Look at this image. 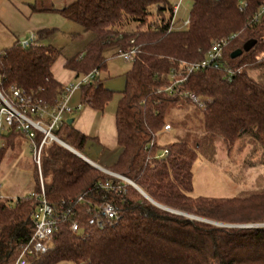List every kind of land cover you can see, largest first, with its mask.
<instances>
[{"label":"trees","instance_id":"1","mask_svg":"<svg viewBox=\"0 0 264 264\" xmlns=\"http://www.w3.org/2000/svg\"><path fill=\"white\" fill-rule=\"evenodd\" d=\"M239 1L193 0L187 27L172 22L167 0H74L61 9L30 6L34 12H58L93 34L85 50L65 60L63 68L76 78L98 72L78 91L82 106L102 113L118 95L119 152L105 170L127 178L169 210L224 224H264V176L258 188L233 197L192 195L193 164L213 154L218 141L227 153L237 143L240 148L250 144L246 167H264V0H242V9ZM219 40L226 41L221 59L186 73ZM236 50L241 55L231 58ZM130 51L133 61L123 74V89L109 90L103 83L108 58ZM58 56L51 45L23 49L18 42L0 51V91L16 86L53 106L61 88L51 72ZM171 85L176 96L170 95ZM186 92L202 100L203 107H196ZM173 110L191 113L177 121ZM166 125L179 129L170 142L160 137ZM17 135L14 130L0 135V165ZM55 135L79 154L91 139L67 121ZM33 173L36 193V167ZM40 173L49 204L73 201L69 207L82 233H73L71 222L58 221L47 252L29 257L28 264H264V227L227 228L192 220L158 208L126 184H121L124 192H107L98 185L115 182L112 177L56 143L43 146ZM79 199L91 207L112 204L115 224L89 226ZM36 205L27 196L13 203L0 200V264H12L31 238Z\"/></svg>","mask_w":264,"mask_h":264},{"label":"rangeland","instance_id":"2","mask_svg":"<svg viewBox=\"0 0 264 264\" xmlns=\"http://www.w3.org/2000/svg\"><path fill=\"white\" fill-rule=\"evenodd\" d=\"M73 1L74 0H0V35H7V31L12 33L13 36L10 37H14V39L11 45L16 38H26L29 33L39 35L40 39L37 41L38 45H51L59 51V56L52 66L53 73L59 78L62 76L65 77V75L70 73L63 69V62L83 52L88 43L93 39V34L83 32L79 25L65 18L58 12H34L30 5L35 3L38 5L39 3L43 5L52 4L55 8L61 9ZM167 1L172 7L178 4L175 18L177 24L182 26V23L189 19V11L193 0ZM130 65V61H124L119 56L109 57L107 61V72L103 75L104 85L111 91L120 92L124 86L123 74L130 68ZM69 76L70 75H67V77ZM79 78H70V84L75 85L79 81ZM78 96L79 92H75L70 101V106L73 110L70 114L65 116V119H73L74 125L78 126L81 131L89 136L105 133L113 140L115 129L113 115L110 110H112V106L114 101L117 100L118 95L116 94L114 99L109 103L105 110V114L102 116L101 123L96 120L99 116L94 114L91 109L89 110L87 106L81 105L79 110L76 109L80 105L79 103L74 106ZM189 113H191L190 110L188 112L173 110L171 116L174 120L181 121L182 117ZM89 115L94 116L90 117ZM191 127L192 126H189L188 129ZM177 132H179V129L174 130L170 128L160 136L161 141H172ZM242 146L243 147L240 148L239 143H237L232 151L227 153L224 145L218 141L215 143L213 154L203 159L198 158L193 164L192 195L195 197L229 198L238 195L240 192H248L258 188L261 181H263L264 167H246L247 163L245 161L250 155L251 146L247 143L242 144ZM81 155L93 163H97L104 167L108 166V159L107 162L105 161L107 155H105L104 150L96 140L90 139ZM34 167L31 160L29 141L19 134L15 137L14 145L8 149L0 165V198L13 203L17 198L25 197L30 194L34 187ZM98 171L103 172L100 169ZM181 214H183L181 216L189 219H191L190 217L198 218L185 213ZM205 221L212 222L214 223L212 225L218 227L227 228L264 227V224L236 225L209 220Z\"/></svg>","mask_w":264,"mask_h":264},{"label":"built area","instance_id":"3","mask_svg":"<svg viewBox=\"0 0 264 264\" xmlns=\"http://www.w3.org/2000/svg\"><path fill=\"white\" fill-rule=\"evenodd\" d=\"M245 6V1L240 0L238 2L239 9H242ZM177 10L178 4L173 7L172 22L176 19ZM261 12H264V5L261 8ZM188 24L189 21H186L182 23V26L187 27ZM39 39V35L29 33L28 37L22 38L18 41V45L23 49L30 46H36L38 45L37 41H39ZM225 45V40L215 41L205 59L198 64L188 65L186 67V73H190L192 70L204 68L218 62L222 57V50ZM133 54L134 51L120 52L119 57L124 61L132 62ZM97 75L98 72L93 71L90 74L80 77L75 85L68 83L61 86V88L57 90L58 97L53 106H49L33 95L26 94L16 86H11L7 92L0 91V135L7 134L11 130H14L29 141L31 160L38 170L40 182L39 192H31L27 195L29 199L37 201L33 213V234L21 247L19 256L12 264H28L29 257H40L44 255L47 252L48 244L56 229L58 221H69L71 222L70 228L73 233H82L78 223L74 220L75 214L69 207L73 201H62L56 207L47 202L40 173L41 151L44 145L50 143L59 144V142H62L55 135V132L68 120L65 119V116L70 114L73 110L70 106V101L74 93L78 92L82 85L90 83L93 77ZM174 86L175 85H171L168 87L171 96L177 95L173 92ZM184 96L196 107H203V101L195 94L186 92L184 93ZM80 106L81 104L76 109L79 110ZM169 129L170 127L166 125L163 131L167 132ZM38 135L41 137L39 142L36 141ZM165 154H167L166 150L163 151L162 156ZM104 173L115 180V182L110 180L105 181L104 184L98 185L99 188H102L107 192H113L115 190H117V192H124L121 184L133 187V182L121 175L109 171ZM0 200L2 199L0 198ZM80 202L86 208L89 217L87 224L89 226L103 229L107 225L111 226L115 224L118 217L112 204L102 202L98 207H91V205H88L89 202L86 203L79 199L77 203Z\"/></svg>","mask_w":264,"mask_h":264},{"label":"crops","instance_id":"4","mask_svg":"<svg viewBox=\"0 0 264 264\" xmlns=\"http://www.w3.org/2000/svg\"><path fill=\"white\" fill-rule=\"evenodd\" d=\"M10 36H13L12 33L8 32L7 31V35H0V51L6 49V48H9L11 47L12 45H14L15 42H18L21 38H16L13 42V44L11 45L14 37H10ZM112 58V57H111ZM64 64V62H63ZM63 67V65H62ZM64 69V68H63ZM65 70V69H64ZM67 71V70H66ZM51 72L54 76V78L56 79V81H58L61 86L63 85H66L68 83H70V78H76L74 73L70 72V74H67V75H70L69 77H67V75H65V77H58L56 74L53 73V68H51ZM117 101V100H116ZM116 101H114V104L112 106V110H110L111 114L113 115V119H114V129H115V136L113 137V140L110 139V137L105 134V133H101V134H94L93 136H89L88 134L84 133L83 131H81L78 126H75L74 125V120L72 122V126L78 130L79 132H81L82 134L86 135L87 137L91 138V139H95L99 144L100 146L102 147V149L104 150L105 152V155H107V158L105 159V161L107 162V159H108V165L111 164L114 159L116 158V156L118 155V152H119V149H118V146H117V141H116V127H115V105H116ZM76 103H74V106L79 104L80 103V96H78L77 100L75 101ZM109 105V104H108ZM108 105L106 106V108L108 107ZM89 108V107H88ZM105 108V110H106ZM91 108H89L90 110ZM105 110L102 112V113H98L94 110L91 109V111L96 114L97 116L99 117H94L96 118L97 121H99V123H101V119H102V116L105 114ZM90 117H93L94 115H89ZM101 117V118H100ZM69 120V119H68ZM103 132V131H102ZM116 153V154H115ZM114 154V155H113ZM111 156V158H110ZM89 162H91L93 165L99 167V168H102V169H106L104 166L102 165H99L97 163H93L92 161H90L89 159H87Z\"/></svg>","mask_w":264,"mask_h":264},{"label":"water","instance_id":"5","mask_svg":"<svg viewBox=\"0 0 264 264\" xmlns=\"http://www.w3.org/2000/svg\"><path fill=\"white\" fill-rule=\"evenodd\" d=\"M249 49V45H246L245 47H244V51H247ZM241 53H242V51L241 50H236V51H234V52H232L231 53V55H230V57L231 58H236V57H238V56H240L241 55ZM72 122H73V119H69V120H67V123L68 124H72ZM59 144L62 146V147H64L65 149H67L68 151H70V152H72L73 154H75L76 156H78V157H80L82 160H84L86 163H88L89 165H91L92 167H94V168H96V169H100V170H102L103 172H108V170H105V169H102V168H99V167H97V166H95V165H93L91 162H89L86 158H84L81 154H79L78 152H76L74 149H72L70 146H68V145H66V144H64L63 142H59ZM133 187L135 188V189H137L138 191H139V193L146 199V200H148L150 203H152L153 205H155V206H157L158 208H160V209H163V210H166V211H169V212H171V213H173V214H178V215H183V214H181V213H178V212H175V211H172V210H169V209H167V208H165V207H163V206H161V205H159V204H157V203H155L154 201H152L148 196H146L134 183H133ZM189 217V216H188ZM191 219H194V220H198V221H203V222H208V221H205V220H202V219H198V218H192V217H190ZM208 223H211V224H214V223H212V222H208ZM251 227H253V226H251ZM241 228H246V227H241Z\"/></svg>","mask_w":264,"mask_h":264}]
</instances>
